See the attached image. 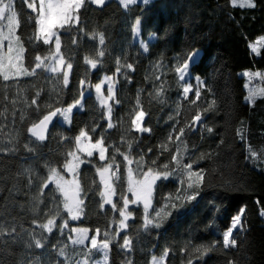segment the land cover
<instances>
[{"label":"trees","instance_id":"trees-1","mask_svg":"<svg viewBox=\"0 0 264 264\" xmlns=\"http://www.w3.org/2000/svg\"><path fill=\"white\" fill-rule=\"evenodd\" d=\"M256 3L257 7L254 9H241L231 7L229 0H151L148 5L138 3L125 10L118 0H107L103 9L90 5L87 11L82 10L81 25L84 32L77 34L78 44L73 45L70 35L62 34L63 51L71 57L73 63L69 85L64 88L54 80L24 77L18 83L8 82L12 86L5 89L4 82L0 81V108L7 106L9 112L13 109L11 104L2 99L7 92L9 97L17 99V109L31 114L32 109L27 108L23 100L31 99L37 90L41 91V100L46 103L55 102L56 93L59 92V104L67 105L79 97L80 80L87 79L91 85H95L105 76H114L116 59L119 57L121 63L133 64L135 71L123 70L131 78V83L122 76L116 77L119 80L117 98L120 101L115 105L113 113L116 127L106 129L107 120L102 117V110L97 106L93 88H88L85 92L84 110H74L71 126H59L53 134L54 138L41 145L36 157L22 147L28 138L26 127L31 122L30 119L22 124L17 119L15 127L5 128L4 132L12 136L18 129L21 137L17 155H0V177H4L0 179V205H6L2 209L5 212L4 218L10 222L15 218L14 222L17 225L23 224L25 228L34 227L31 224L33 219L45 221L42 213L54 209L55 204L49 190H45L44 204L37 205L34 199L43 182L41 177L45 174L43 161L50 159L56 164L62 163L63 153L71 147L72 140L61 142V137L74 138L85 126L91 129L94 125H99L93 139L103 133L106 143H118L122 136H139V140L133 142V154L143 152L147 154L146 159L155 158L159 151L157 146L166 141L175 123L169 116L175 113L177 106L181 105V124L185 120L190 121L196 113V106L183 100L180 87L182 82L178 81L173 70L177 61H183L187 53L195 48L199 50L200 57L190 69L192 77L186 79L195 87L194 77L199 75L211 89V92L202 89L200 108L206 107L213 98L217 101L216 110L209 111L204 116V123L207 127H212L214 132L207 133L198 126L196 131L187 136L188 155L192 160L199 158L201 153H211L210 158L194 164L193 170H205L204 184L197 199L174 212L160 229H151L147 233L141 231L137 235V228L142 223V209L133 206L136 219L130 220L129 224L135 227L128 230L134 237L135 251L131 256L134 264H149L153 254L160 256L165 248H169L167 264H187L189 258L193 260V264H227L230 259L236 264H264V219L259 214L260 208L264 207V162L246 159V142L256 151L264 149V99H258L255 106L246 102L247 77L241 74L246 70H264V47L260 49L259 55L252 53L248 47L250 42L264 36V0H256ZM16 8L22 21L20 31L25 34V46L28 48L25 56L27 63L31 64L37 48L41 46L33 47L26 39L33 26L26 29L23 21L31 10L22 0H16ZM137 17L142 21L140 38L149 43L147 53L140 47L139 40L133 38L132 26ZM91 33H103L105 44L100 46L98 38L89 39L87 34ZM153 34L157 38L149 40ZM101 47L105 51L102 63L96 69H91L84 63V57L96 58L97 50ZM158 62H162L159 69L154 67ZM157 75L160 80L155 79ZM161 82H164L165 88L162 97L164 103L149 96ZM139 90H142L140 99L143 108L148 113L145 124L152 130L151 133L142 135L129 130L128 117ZM189 95L191 97L193 94ZM19 115L20 112H17V117ZM238 129L246 134V142L237 136ZM0 139L6 137L0 135ZM221 140L223 144L219 143ZM122 148H126V145H122ZM149 148L152 149L151 153H148ZM260 154L264 161V152ZM170 155L165 152L160 156L159 162H168ZM187 162L188 159L185 160ZM28 166L35 168L38 173L32 177L34 184L31 188L27 186L29 174L24 172V168ZM17 173L21 175L17 176ZM79 179L88 192L85 216L79 221H70V227H88L93 230L90 233H94L95 228L104 229L111 216L118 214L106 215L100 210V197L93 186V181L98 180V177L91 165L81 166ZM159 183L162 186L157 190V204L162 203V196L175 192L178 186L173 179ZM13 185L15 191L9 192ZM257 201H260L259 205ZM34 206L41 210L40 215H34ZM242 206L246 207L247 230L241 235L240 246L225 251L221 244H217L216 249L208 256L196 259L193 247L222 241V231L229 227L231 217ZM17 231L20 235L15 244L0 245V264H28L36 256H40L42 264H53L60 259L51 250V245L66 240V237H60L54 232L45 249H27V233L22 232L19 227ZM124 234L121 232V236ZM182 249L187 251L182 252ZM122 261L120 249L113 244L109 264H122Z\"/></svg>","mask_w":264,"mask_h":264},{"label":"snow or ice","instance_id":"snow-or-ice-1","mask_svg":"<svg viewBox=\"0 0 264 264\" xmlns=\"http://www.w3.org/2000/svg\"><path fill=\"white\" fill-rule=\"evenodd\" d=\"M106 2L107 0H22V3L31 10L23 21L24 26L26 29L30 25L33 26L30 34L26 37L27 42L33 47L41 46L37 48L33 63L29 64L25 56L28 48L25 46V34L20 31L22 21L16 8V0H0V81L4 82V88L12 86L8 82L18 83L24 77H42L54 80L66 88L70 82L73 63L71 57L63 51L62 34L70 35L71 43L77 45V34L84 32L81 25L82 10L87 11L90 5L103 9ZM138 3L148 5L151 0H119V4L125 10H129L130 5ZM229 3L233 8L254 9L257 7L256 0H229ZM141 23V18L137 17L132 26V32L134 37L139 39L142 50L147 53L149 43L140 38ZM87 35L92 40L98 38L100 46L105 44L103 33ZM156 38L157 35L153 34L149 40ZM248 47L252 53L259 55L260 49L264 47V36L255 42H250ZM104 56L105 51L101 47L97 50L96 58L85 56L84 63L91 69H96L102 63ZM199 57V50L193 48L183 61H177L173 69L178 81L182 82L180 87L183 100L187 101L189 105L196 106V113L190 121L185 120L181 124L179 119L181 105L177 106L175 113L169 116V119L174 120L175 123L170 129L166 141L157 146L159 151L155 158L146 159L147 154L143 152L139 155L133 154V142L138 141L139 136L132 138L122 136L118 143L110 141L106 143V136L101 133L94 140L93 136L99 125H94L91 129H88L87 126L81 128L74 138L62 136L61 142L72 140V145L63 153L62 163L56 164L50 159H44L42 166L45 169V174L41 177L43 182L34 198L37 205L44 204L45 190H49L53 194L52 200L55 208L42 213L46 218L44 222L33 219L31 224L34 227L25 228L23 224L17 225L14 222L15 218H12L11 222L5 219V212L2 209L6 205H0V245L15 244L20 235V232L17 231L19 227L22 232L28 235V240L25 242L27 249H45L49 243V237L55 232L60 237H66V240L57 241L51 245V250L60 258L53 264H109L113 244H116L123 255L122 264H134L131 256L135 251L134 237L128 231L135 227V225L129 224L130 220L136 219L133 206L142 209L140 216L142 223L137 228V235L141 231L147 233L151 229H160L174 212L180 211L186 203L197 199L199 190L204 184L205 170L203 168L193 170L194 164L210 158L211 153H201L199 158L192 160L188 155L187 136L196 131L198 126L207 133L214 132L212 127H207L204 123V116L209 111L216 110L217 101L213 98L206 107L200 108L202 89L208 92H211V89L199 75L194 77L195 87L186 79L192 77L190 69L197 63ZM116 65L114 76H105L95 85H91L87 79L80 80L79 97L67 105L59 104V92L56 93L55 102L46 103L41 100V91L37 90L31 99L23 100L26 107L32 109L31 114L17 109L15 107L17 99L9 97L5 92L2 99L11 104L13 109L9 112L7 106L0 108V135L6 137V139H0V155H17L20 151V148L17 147L20 144V131L17 129L16 134L12 136L5 133L4 129L10 126L15 127L17 119L21 124L30 119L31 122L26 127L28 138L22 147L26 152L32 153L36 157L41 145L50 138H54L53 134L59 126H71L75 115L74 110L77 112L84 110L85 92L88 88H94L97 106L102 110V117L107 120L106 129L116 127L113 113L115 105L120 103L117 98L119 80L116 77L122 76L128 83H131V78L123 70L135 71L133 64L121 63L119 57L116 59ZM161 66L162 62L154 65L157 69ZM44 73L48 75L43 76ZM242 75L248 78L245 84V88L248 90L245 100L249 105L255 106L258 99H264V86L250 87V85L255 79L264 85V72L246 70ZM155 79L160 80V76H155ZM53 91L56 90L53 89ZM141 91H138L136 103L128 113V117L129 130L142 135L151 133L152 130L145 124L148 113L144 110L140 99ZM190 93L193 94L191 97ZM164 94V82H161L154 92L149 93V96L159 103H164L165 101L162 99ZM18 95L19 92H17ZM17 112H20L19 117H17ZM236 134L246 142V134L243 131L238 129ZM219 143L223 144V140ZM5 144L7 146H4ZM122 145H126V148H122ZM246 146L248 152L246 159L264 162L261 160L260 154L264 152V149L256 151L247 142ZM151 152L152 149L149 148L148 153ZM165 152L171 154L168 162H159L160 156ZM117 157L122 159H117ZM186 159L189 162L185 163ZM85 164L91 165L98 177V180L93 181V186L96 194L100 197V210L106 215L118 214L111 216L104 229L95 228L92 235L90 232L93 230L88 227H70V221H79L85 216L88 192L79 179L81 166ZM24 172L29 174L27 186L31 188L34 184L32 177L38 175L37 170L28 166L24 168ZM16 175L20 176L21 173ZM0 179H4V177H0ZM170 179L177 181L178 186L175 192L162 196V203L157 204L155 202L157 190L162 186L159 182ZM14 191L15 185L9 189V192ZM257 204L259 205L260 201H257ZM32 211L34 215L41 214V210L36 206ZM245 213L246 207L242 206L237 214L231 217L229 227L221 233L222 241L217 240L210 245L194 246L192 252L196 259L208 256L216 249L217 244H221L225 251L238 248L241 235L247 230ZM259 214L264 217V207L260 208ZM36 229L40 231H36ZM121 232L125 234L121 236ZM186 251L187 249H182V252ZM169 252L170 249L165 248L160 256L153 254L149 264H167ZM28 264H42L40 256H36ZM187 264H193V260L189 258ZM227 264H236V262L230 259Z\"/></svg>","mask_w":264,"mask_h":264},{"label":"rangeland","instance_id":"rangeland-1","mask_svg":"<svg viewBox=\"0 0 264 264\" xmlns=\"http://www.w3.org/2000/svg\"><path fill=\"white\" fill-rule=\"evenodd\" d=\"M262 37V36H261ZM133 38L135 39V40H139V39H137V38H135L134 37V34H133ZM258 38H260V37H258ZM257 38V39H258ZM256 41V40H255ZM244 72V71H243ZM243 72H241V74H243ZM259 72H264V70H262V71H259ZM104 78V77H103ZM102 78V79H103ZM101 79V80H102ZM246 79V78H245ZM247 80H248V78H247ZM247 80H245V84H246V82H247ZM260 86H264V85H261V83H260V81L258 80V79H255V80H253L252 81V84L250 85V87H260ZM106 87V86H105ZM93 93H94V95H95V91H94V88H93ZM248 91V90H247ZM263 219H264V217H263ZM92 234H94V233H90V235H92Z\"/></svg>","mask_w":264,"mask_h":264},{"label":"crops","instance_id":"crops-1","mask_svg":"<svg viewBox=\"0 0 264 264\" xmlns=\"http://www.w3.org/2000/svg\"><path fill=\"white\" fill-rule=\"evenodd\" d=\"M119 1V0H118Z\"/></svg>","mask_w":264,"mask_h":264}]
</instances>
